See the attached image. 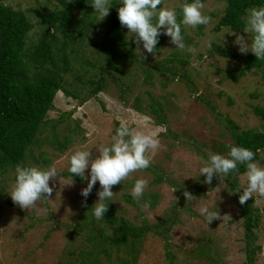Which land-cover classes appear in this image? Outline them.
<instances>
[{
	"label": "rangeland",
	"instance_id": "1",
	"mask_svg": "<svg viewBox=\"0 0 264 264\" xmlns=\"http://www.w3.org/2000/svg\"><path fill=\"white\" fill-rule=\"evenodd\" d=\"M184 2L162 0L161 7L178 11ZM111 3L117 8L120 6L118 0H111ZM3 4L24 12L33 25L27 37L28 46L37 43L44 27L38 12L48 14L58 9L55 0H4ZM203 4V12L213 18L212 22L196 29L182 26L185 42L195 52L175 49L169 37L161 35L165 41L153 54L145 53V59L141 60L136 46H131L138 61L125 56L115 62V71L100 72L99 68L106 65L98 49L106 39L101 28L98 26V31L91 30L84 37L72 39L74 51H66L69 65L67 72L62 74L63 87L77 98L57 93L53 109L46 118L47 124L38 134L36 145L31 147V158L27 156L22 164L55 167L61 179L57 176L54 182L50 181V186L54 187L49 197L52 201L40 205L49 208V215L45 216L35 208L21 209L14 204L8 193L14 185L15 171L0 172L3 191L0 195V264H67L70 251L78 252L82 247L80 237L73 234L75 222L84 217L80 191L87 181L63 185L68 178L67 158L75 150L88 148L98 155L97 149L111 142L121 123L155 131L161 143V148L152 156L149 169L133 172L121 184L112 187L114 195L110 204L114 214L132 226L150 229L141 241L135 264H248L245 231L238 218L235 193L225 181L221 183L217 178L211 184L203 183L204 177H198V169L200 157L206 158L210 153L227 155L233 145L226 130L228 121L240 130L259 128L261 122L252 108L264 107V70L256 75L248 73L235 83L226 78L229 71L242 65L241 60L220 57L214 49L216 46L239 52L234 43L236 37L228 34L231 33L229 29L214 31L226 4L219 0ZM79 18L75 15V19ZM105 18L98 21L97 15L96 22ZM122 32L124 40L131 43L126 27H122ZM243 35L247 37L248 34ZM209 41L213 42L211 49L206 46ZM120 52L124 54L125 50L121 48ZM99 75L105 78V89L93 96V87L88 81H97ZM115 82L121 83V87ZM135 99H139L145 111L133 110ZM151 101L159 104V114L166 121L164 126H158L155 114L147 112ZM53 125H56L55 130L51 128ZM258 157L257 161L264 163V151L259 152ZM44 160L49 161L47 166ZM156 175L162 176L164 182L156 183ZM138 178L149 181L144 199H151L152 203L143 211L140 206L143 200L137 203L131 197V188ZM237 181V189L242 190L245 174L238 175ZM174 187L177 191L172 193ZM99 189L97 182L87 204L96 202ZM184 190L191 192L196 200L185 201ZM174 197H178L177 202ZM253 198L260 216L253 236V264H264V198H257L256 194ZM201 206L218 211L220 218L207 225L199 213ZM106 231L112 232L109 228ZM125 259L130 257L125 256L122 247L112 248L109 259L101 257L97 264H124Z\"/></svg>",
	"mask_w": 264,
	"mask_h": 264
},
{
	"label": "trees",
	"instance_id": "2",
	"mask_svg": "<svg viewBox=\"0 0 264 264\" xmlns=\"http://www.w3.org/2000/svg\"><path fill=\"white\" fill-rule=\"evenodd\" d=\"M58 9L48 13L38 12L43 30L36 44L27 45V37L33 29L26 14L20 10H13L3 4L0 0V172L4 174L7 169L14 170L18 164L22 165L27 156L31 158V147L36 145L38 134L43 126L47 124L48 113L53 109V101L58 92L66 96L77 98V96L64 89L63 73L67 72L69 65L67 50L72 48V39L75 36L84 37L89 31L96 32L99 27L106 39L98 46L103 54L102 60L106 64L99 68L101 71L116 70L115 62L130 56L132 60L138 61L130 47L135 44L124 40L122 27L118 20L117 5L112 4L109 15L102 22H96L97 15L91 7V0H55ZM208 0H202L203 3ZM224 1L226 6L222 17L214 27L215 32L223 28L243 35V18L246 10L252 7L264 6V0H219ZM161 7V6H160ZM178 19H179V10ZM79 15V19H75ZM96 22V23H95ZM99 26V27H98ZM184 37L186 35L182 32ZM60 34L61 37H57ZM165 38H159L156 51ZM121 48L125 50L123 54ZM220 57L228 60H241L242 65L226 74L231 82H237L248 73L264 70V61L256 60L252 53L241 54L237 51H229L214 46ZM100 57V59H101ZM62 63V66L59 64ZM95 69L92 64H87ZM97 67V66H96ZM96 75H93L94 78ZM150 77V76H149ZM104 77H98L97 81L89 80L93 87L92 95H97L105 89ZM264 80V75H263ZM121 87V83L115 82ZM132 105L136 112L145 111L139 105V99L134 100ZM211 112L214 109L206 103ZM155 106H158L155 108ZM149 110L155 114L158 126H164L166 121L160 116L161 108L153 101L149 104ZM151 109H154L153 111ZM253 114L260 120L258 129L240 130L236 124L228 121L226 130L229 132L233 145H240L253 150L256 153L264 151V107L253 106ZM60 118L59 121H61ZM56 125L51 126L55 130ZM70 140V138H68ZM68 142V141H67ZM65 146V145H63ZM62 148V147H61ZM59 148V149H61ZM219 152L221 150L217 148ZM217 150V152H218ZM224 151V148H223ZM44 164L49 161H43ZM245 167L239 166L237 172L231 174L226 180L230 191L237 189V176L245 174ZM78 184L84 180L73 177ZM164 182L163 177L156 175L155 182ZM3 193L0 189V195ZM234 201L238 207V218L242 220L244 228L245 252L248 264H253L255 249L253 248L254 230L260 222L257 208L254 206V198L249 199L244 205L238 202V192H233ZM87 204L82 210L83 218L75 222L74 236L80 237L82 247L69 253L70 260L67 264H97L99 258L109 259L110 250L122 247L125 256L129 260H123L124 264H135L141 241L145 233L150 229L145 226L136 227L127 221L120 219L114 214V208L108 204L104 220H96ZM111 229V234L106 231ZM75 258V259H74ZM171 257L169 256V259ZM172 261V259H170ZM67 262V261H66ZM65 263V262H64ZM61 264V263H59ZM63 264V263H62ZM170 264V263H169Z\"/></svg>",
	"mask_w": 264,
	"mask_h": 264
},
{
	"label": "clouds",
	"instance_id": "3",
	"mask_svg": "<svg viewBox=\"0 0 264 264\" xmlns=\"http://www.w3.org/2000/svg\"><path fill=\"white\" fill-rule=\"evenodd\" d=\"M118 3L119 23L121 27H126L127 35L135 44V51L141 60L145 59V53L153 54L161 35L169 37V43L174 45L173 48L195 52V49L186 44L182 26L196 29L202 25H209L213 19L203 12L202 0H185L180 5L179 19L175 8L160 7L162 0H118ZM91 7L94 13L98 14L100 21L109 15L112 3L111 0H91ZM243 23V33L248 34L247 37L234 31L228 34L235 35L234 43L238 45L242 55L251 52L256 60L264 61V6L246 10ZM212 43L209 41L206 46L211 49ZM160 148L157 132L139 130L127 123H121L111 142L97 149L98 155H94L92 148H88L75 150L68 156V178L63 185L72 186L73 177L86 180V187L80 191L83 197L82 206H86L87 198L98 182L100 186L96 192L98 199L89 210L94 219L104 220L108 204L114 195L112 187L121 184L133 172L149 169L152 156ZM255 156L253 150L234 144L230 146L226 156L210 153L206 158L200 157L198 177L203 175L205 184H211L214 178L223 183L231 174L238 171L239 166H244L246 182L243 189L233 191L239 193V204L244 205L253 198V194H256L257 198H264V163L257 161ZM57 176H60V173L52 166L18 164L14 173V185L8 194L12 202L21 209L35 208L40 214L47 216L49 208L40 205L52 201L49 197L54 187L50 186V181L54 182ZM148 186L147 179L138 178L131 188L132 199L137 203L143 200L140 205L142 211L149 209L152 203L151 199H144ZM175 191L177 187L173 188L172 193ZM182 195L189 203L196 200L188 190H184ZM174 198L177 202L178 197ZM199 213L207 225L220 218L219 212L211 210L208 206H201Z\"/></svg>",
	"mask_w": 264,
	"mask_h": 264
}]
</instances>
